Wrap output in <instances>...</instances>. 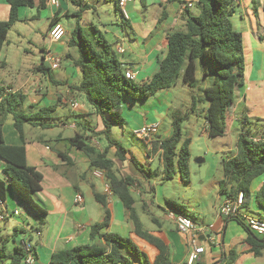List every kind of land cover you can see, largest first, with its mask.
Listing matches in <instances>:
<instances>
[{
	"label": "crops",
	"instance_id": "obj_1",
	"mask_svg": "<svg viewBox=\"0 0 264 264\" xmlns=\"http://www.w3.org/2000/svg\"><path fill=\"white\" fill-rule=\"evenodd\" d=\"M84 1L60 0V7L57 9L48 5L46 0H34V8H22L20 10L21 20L10 30L0 57L3 51H6L7 54L10 52L11 35L14 30H16L18 36L25 37L22 32L24 29L19 27L21 23L31 24L47 19L48 28L45 34L40 28L34 30L35 34H42L45 41L46 38H49L51 42L56 43L48 35L50 24L53 22V24H61L67 32L66 37H69L72 31L64 24V18H69L70 15L80 17L78 15L83 11L93 10V6L89 3H86L83 7ZM91 1L101 2L100 0ZM110 1L113 2V0H105L106 3ZM198 1L126 0L124 8H120L131 25L130 35L122 29L121 23L112 27L106 26L103 31H99L113 45V49L118 50V53L123 55V58L118 60L125 66L127 71H132L136 75L135 81L141 84L146 83L158 70L159 59H162L167 52L168 36L183 29L185 11L187 9L196 11ZM70 4L76 9L74 12H72ZM263 9L264 0H239L232 5L230 20L234 28L243 36L245 83L237 95L235 92L233 118L225 138L236 136L237 141L239 135L246 132L241 131L240 127L249 124L250 115H252V118L264 121ZM8 17L9 5L6 0H0V21H6ZM75 29L76 27L72 30ZM119 49H122L123 52L121 53ZM47 50L45 46L40 48L39 55L33 59V68L28 69L26 74L19 71L14 82L0 85V88L6 89L0 96V102L11 94L22 93L26 100L17 109L22 112L26 105L31 113L27 115H35L41 108L56 107V111L48 115V120L43 121L46 127L32 124H26L23 127L28 164L34 167L42 177V188L35 194L34 198L47 211L46 225L41 231V236L38 237L34 229L37 228L39 219L35 215H31L29 209L15 198L10 191L7 192V199L4 204V210L8 214L4 221H9L13 216L12 212H9V203L14 211L22 209L31 221V224L21 220L16 223L22 226V231H25L23 239L29 238L31 243L35 245L37 264H51L53 254L89 243L91 226L101 222L104 218V212L96 201L95 194L106 195L112 219L110 226L104 232L124 233V237L132 238L152 260L156 255V250L135 237L132 222L129 220L126 210L123 209L124 207H121L122 203L109 190L106 178H97L94 175L95 170L90 169V161L87 155L72 147L70 144L72 137L64 134L67 129L73 130L75 134L85 133L87 136L91 135L90 131L99 132L103 130L101 118L92 114V110L87 103L80 102L83 96L77 91V87L81 82V73L74 67L76 57L73 53L65 50L54 53L62 57V65L60 69L52 71L47 60V53H49ZM3 62L5 67L2 70L12 66L7 60ZM197 79L199 80L197 89H185L187 87L183 84L184 87H177L180 84L178 83L175 87L163 90L147 101L131 104L126 100L122 105V110L126 111L127 117L137 118L134 125L130 124V128L136 139L144 144V149L141 152L146 159V163L149 166L155 162L158 164L156 171L149 168L153 172V177L146 178L143 176L130 160L120 162L115 159V149L110 150V157L115 162L114 170L116 174L119 177L131 176L142 183V194L132 188L135 197V209L137 211L136 205L138 203L145 214L144 216H150L155 228L150 227L149 231H146L161 239L168 246L173 264L187 263L191 251L189 245L191 235L178 232L175 220L170 215L172 212L168 207L167 200L160 198L158 194L153 196L154 194L150 193V187H154V190L159 188V184L153 183L154 176L160 170L163 173L162 152L160 149L154 151L153 143L169 139L173 135L172 123L176 117L175 115H177L176 113H178L173 112L177 95L178 99L181 100L183 109H186L188 113L191 112L186 120L189 119V123H200L201 135L208 138L206 114L209 103L202 95L205 97L203 90L210 84V80L203 75L200 68L197 71ZM176 88H179L178 92L174 91ZM193 97L200 101V105L197 104L194 111L192 110ZM75 102L78 104L76 109L72 107ZM67 108L73 111L69 115H65L64 112ZM77 110H79L78 113H76ZM60 113L61 115H59ZM179 115L181 116V114ZM66 117H73L74 122L67 121ZM167 120H170V127L163 130ZM147 124H158V133L151 140L142 139L135 135L137 130ZM250 135L255 139L264 140V128H257L256 132L251 131ZM3 139L10 146L24 145L15 128L12 116L6 117L3 125ZM193 139L194 135L190 134L187 139L190 140V145ZM237 141L231 147L233 153L231 157H234L237 153ZM91 142L94 145L97 144L99 146L97 148L101 150L107 146L102 139L93 138ZM183 143L184 141L181 140L180 146ZM61 153L71 159V165L62 159ZM130 155L134 156L133 153H130ZM130 155H128V159H130ZM4 167L5 163L0 159V179L5 180ZM209 169V164H202L204 177L208 175ZM179 175L180 173L176 177ZM263 183L264 175L254 181L252 185L253 194L257 193ZM79 194L84 198L82 205L75 204V198ZM221 196L217 210V220L214 225H200L192 215L197 227L209 229L205 235H198V245L205 248V254L199 264H222L233 251L237 253L233 264H264V253L262 257L257 258L254 254L247 252L246 239L248 234L242 226L220 214V207L227 199L226 196ZM152 198L153 202H150ZM252 201L256 203L254 199ZM256 206L258 207L257 216L245 212L244 209L248 208L244 207L237 216L246 223L251 219L264 220V208L257 203ZM154 210L162 211L163 217L154 214ZM138 215L142 222L139 213ZM165 222L171 224L170 229L165 228ZM15 230H18V228H15ZM0 235H5L1 228Z\"/></svg>",
	"mask_w": 264,
	"mask_h": 264
},
{
	"label": "trees",
	"instance_id": "obj_2",
	"mask_svg": "<svg viewBox=\"0 0 264 264\" xmlns=\"http://www.w3.org/2000/svg\"><path fill=\"white\" fill-rule=\"evenodd\" d=\"M6 1L9 5V17L6 21H0V55L10 30L21 20L20 10L35 7L34 0ZM113 2L117 14L121 17L122 29L130 35L131 25L123 15L120 0ZM233 3L232 0H199L196 11L187 9L183 29L168 36L167 52L159 59L158 70L142 84L127 79V70L118 60L113 45L96 27H93L95 35L85 38L79 22L77 23L68 43L69 48L76 53L74 67L81 73L77 91L85 98L92 114L101 118L103 130L90 131V136L78 133L70 139V144L87 155L91 170H99L105 174L109 190L122 203L132 222L135 237L152 246L156 250V255L150 260L148 254L132 238L116 233H105L111 224L112 213L107 196L95 194L96 201L104 212V218L91 226L89 243L53 254L51 264H173L168 246L143 229L135 209L132 188H136L142 194V183L131 176L119 177L116 174L110 150L115 149L114 158L120 162L127 160L133 162L146 178L153 177V172L146 170L145 166L113 138L112 130L115 126H124V119L121 116L124 101L144 102L163 90L175 87L178 83L189 89H197L199 86L197 71L200 68L203 75L210 80V84L203 90L209 103L206 114L208 137L227 136L234 113L236 88L242 87L245 83L243 36L230 20ZM53 25L51 22L50 27ZM208 61L211 63V69L206 65ZM4 67L5 63L0 57V71ZM5 90L0 88V96ZM25 100L22 93H16L3 98L0 102V159L5 163L6 176L5 180L0 179V198L5 202L7 192L10 191L23 203L39 219V224L34 229L37 233L46 225L47 211L34 198L42 188V177L28 164L23 127L26 124L46 127L43 121L48 120V115L54 113L56 107L41 108L37 114L27 115L17 109ZM192 101L194 111L200 101L196 97H193ZM7 116H12L24 145L10 146L5 143L3 125ZM185 120L186 117H176L172 123L173 135L169 139L153 143L154 151L160 149L162 152L164 181L173 180L178 173L182 181L188 179L191 162L190 140L184 141L180 146L182 125ZM93 138L104 140L106 148L103 150L97 148L91 142ZM60 156L67 164H72L67 155L61 153ZM222 167L225 177L220 183V188L227 199H237L239 194L243 193L244 208H248L252 199L264 208V183L257 193L252 192L254 181L264 175V140L255 141L250 131L241 133L237 141L236 155L223 160ZM150 190V193L154 194V187H150ZM150 202H153V198ZM167 204L171 212L188 217L195 223L192 214L185 207L169 201ZM226 219L236 221L248 234L247 252L257 258L262 257L264 236L254 232L239 216H230ZM6 237L0 235V264H27L29 254L36 256V247L29 238L22 239L12 253H7ZM27 245L30 246V251ZM236 257L237 253L233 251L222 264H233Z\"/></svg>",
	"mask_w": 264,
	"mask_h": 264
},
{
	"label": "rangeland",
	"instance_id": "obj_3",
	"mask_svg": "<svg viewBox=\"0 0 264 264\" xmlns=\"http://www.w3.org/2000/svg\"><path fill=\"white\" fill-rule=\"evenodd\" d=\"M100 1L101 2L85 0L82 6L85 7V4L89 3L93 6V10L83 11L80 15H78L81 17V19H79L80 17H74L70 15L69 18H64V24L67 26V28L70 29V31L73 32L72 29L75 28L77 26V23L79 22L83 30V36L85 38H91L95 35L93 27H96L98 30L103 31L106 26L112 27L113 25L116 26L118 23H120L121 17L116 13L114 2L110 1L106 3L105 0ZM70 7L72 12L76 10L72 4H70ZM19 27L20 29H24L22 30V32L25 37L18 36L16 30L13 31L11 35L10 52L7 54L6 51H3L1 56L3 61L7 60L12 64V66H10L9 68H5L0 72V85L14 82L15 77L17 76L19 71H22V74H26L28 69H32V64L34 61L33 59L34 57L39 55V50L42 46H45L46 49H48V52L52 51V53H56L65 50L66 52L73 53V55H75L76 57L75 51L73 49H70L68 46V43L71 40V35L64 38L60 42L53 43L49 38H46L45 41L42 34H35L34 30L36 28L42 29L45 34L48 28L47 19H43L31 24L21 23ZM114 51L117 55V58L121 60L123 58V55L118 53V50L116 51V49ZM206 65L211 69L212 66L209 61L206 63ZM199 67L200 65H198V68ZM203 67L204 69L206 68L205 64ZM179 86L184 87L182 83H180L177 87ZM178 89L179 88H176L174 91L178 92ZM241 89L242 87L236 88V95ZM202 96L206 100L204 95ZM84 100L85 98L82 97L80 99V102L86 103V101ZM128 102L131 104L138 103L130 100H128ZM24 108H26V105L24 106ZM24 108L22 109V112L24 114H31L28 108ZM64 112L65 115H69L70 112L73 111L67 108ZM78 112L79 110L76 111V113ZM173 112H178L176 113L177 115H175L176 117H179V114H181V116L186 117V119L189 115H191L190 111L188 113V111L186 109H183V107L181 106V100L178 99V95L176 96ZM59 115H61V113ZM121 116L124 119V126H115L113 128V138L121 143L131 154L133 153L135 158L142 164V166H145L146 170H149L150 168L151 170L156 171L158 164L155 162L151 163V166H149L146 163V159L141 152V150L144 149V144L136 139V136L133 135L130 128L131 125H134L136 123L137 118H134L133 116L127 117L125 110H122ZM250 117L251 118H249V124L247 126L240 127L241 131L244 130L248 132L251 130L253 132H256L257 128H264L263 120L259 121L256 118H252V115H250ZM66 119L67 121L74 122L73 117H66ZM199 124H197L196 122L189 123L188 119L185 120L182 125L183 141L187 140L190 137V134L194 135V139L192 141V144L190 145L191 162L187 181H182L181 175L175 177L171 181H164L162 170H160V172L153 178V183L159 184V188L158 190H155L153 196H156L158 194L160 198H165L167 202H173L177 205L185 207L187 211L195 217L200 225L210 226L216 223L218 213L217 210L220 204V196L222 195L221 197H223V193L220 191V183L222 181V178L224 177L222 162L223 160L231 158V156L233 155V153L231 152V147L235 145L237 137L234 136V138H206L205 136L201 135ZM169 127L170 120H167L165 122V129L163 130L168 129ZM64 134L65 136L69 137H74L76 135L75 132L71 129L65 130ZM95 146L99 147L97 144H95ZM202 159L204 160L205 164L210 165V169L206 177L203 176L202 164L198 163ZM135 190L137 191L136 188ZM8 206L9 212H12L13 216L9 221H0V228L2 229L5 236H7V253H12L14 247L17 244H20L21 240L24 238V234L21 232L22 226L16 223L21 220L25 223L28 222L31 224V221L29 216L26 215V213L22 209H20V211H14L11 208L10 203L8 204ZM139 206L137 203L136 208L141 216L144 230L149 231L150 227L155 228L152 220H150V216H144L145 214L143 213L141 206L140 208ZM121 207H123L122 204ZM28 211L31 213V215L34 216V214L30 210ZM244 211L250 215L257 216L258 207L256 206V203L254 201H251L249 208L244 209ZM153 213L162 217L164 215L160 210H154ZM164 226L166 229L171 228V224L169 222H165ZM15 228H18V230H15ZM119 234L124 236V233ZM258 261L260 262V260Z\"/></svg>",
	"mask_w": 264,
	"mask_h": 264
},
{
	"label": "built area",
	"instance_id": "obj_4",
	"mask_svg": "<svg viewBox=\"0 0 264 264\" xmlns=\"http://www.w3.org/2000/svg\"><path fill=\"white\" fill-rule=\"evenodd\" d=\"M234 3H237L239 0H232ZM47 4L53 6L55 8L60 7V0H46ZM126 0L120 1V7L124 8ZM49 37L54 42H60L63 40L67 32L65 28L61 24H54L50 27L48 31ZM122 53L123 50L119 49ZM47 60L50 64V69L52 71H56L61 68L62 65V57L60 55L54 54L52 52L47 53ZM126 77L129 80L135 81L136 75L132 71H126ZM72 107L76 109L78 107L77 102L72 104ZM208 130V125H207ZM158 133V124H147L141 127L139 130L136 131L135 135L142 139L151 140L156 134ZM255 141H260V139H255ZM94 175L97 178H105V174L102 171L96 170ZM84 202V198L82 195H77L75 198V204L82 205ZM5 202L0 198V221H4L8 214L4 210ZM244 207V194L240 193L237 199H226V201L220 207V214L224 217L230 216H237L241 209ZM171 217L175 220L176 228L178 232L185 235H191L189 240V245L191 247V251L187 260V264H199L202 256L205 254V248L198 245L197 239L198 235L206 234L209 229L206 227L199 228L193 222L192 219L177 215L175 213L170 214ZM249 227L259 235L264 236V220L263 219H251L247 223ZM36 235L38 237L41 236V232H37ZM214 242V241H213ZM28 250L30 246L27 245ZM30 251V250H29ZM27 264H37V257L34 256L32 253L28 255L26 259Z\"/></svg>",
	"mask_w": 264,
	"mask_h": 264
},
{
	"label": "water",
	"instance_id": "obj_5",
	"mask_svg": "<svg viewBox=\"0 0 264 264\" xmlns=\"http://www.w3.org/2000/svg\"><path fill=\"white\" fill-rule=\"evenodd\" d=\"M198 163L203 164L204 163V160L202 159Z\"/></svg>",
	"mask_w": 264,
	"mask_h": 264
}]
</instances>
